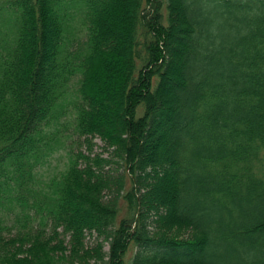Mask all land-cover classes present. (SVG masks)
Listing matches in <instances>:
<instances>
[{"label": "trees", "instance_id": "trees-1", "mask_svg": "<svg viewBox=\"0 0 264 264\" xmlns=\"http://www.w3.org/2000/svg\"><path fill=\"white\" fill-rule=\"evenodd\" d=\"M3 199L0 264H264V0H2Z\"/></svg>", "mask_w": 264, "mask_h": 264}, {"label": "rangeland", "instance_id": "rangeland-1", "mask_svg": "<svg viewBox=\"0 0 264 264\" xmlns=\"http://www.w3.org/2000/svg\"><path fill=\"white\" fill-rule=\"evenodd\" d=\"M164 1L166 3V1H168V0H164ZM0 2H2V0H0ZM149 9H152V8H149ZM81 15L82 14L80 12H77L76 18L80 19ZM75 23H76V25L78 27L81 28V35H82L83 38H85L86 29L84 28V30L82 31V28L84 27L83 22H81V21L78 22L77 21ZM72 109H73V107L71 105V106H69V109H67L66 111L72 110ZM141 110H142V108H141ZM70 131H72V129H70ZM76 138H78V137H76ZM78 141L76 143H74L72 148L80 147V142H78ZM95 141H96L95 152L96 153H100L101 152V153H103L104 156H108L109 155V151L104 148V141L100 137L95 138ZM83 149L85 150L86 148L83 147ZM67 160H68V155H67L66 150H62L61 149V150L53 153L52 156H51L50 162L40 163V164H38L35 167L34 170L36 171L37 179H41V178L42 179H48V177H51L52 175L58 173L61 169H63L65 167V164H66ZM113 164H114L115 167L118 165L115 162ZM113 164L111 165L112 167H113ZM120 170L122 171V170H124V168H121ZM1 179L4 180V176H1ZM2 194H3V196L7 195L6 192L5 193L2 192ZM29 198H30L29 201L32 203L34 201L33 196L28 197V199ZM3 200L6 203H4V205H0V209L5 211L6 216H11L12 217V216L16 215L18 212L21 211L22 207L17 202L8 201V200H5V199H3ZM31 208L34 209L33 207H31ZM97 237H98L97 234L88 235L87 240H88V242L90 244H93ZM106 248L108 249V244H107ZM135 252H136V248H133V249L131 248L130 251L128 252V256L129 257L132 256L133 254H135ZM65 264H68V263L66 262Z\"/></svg>", "mask_w": 264, "mask_h": 264}]
</instances>
